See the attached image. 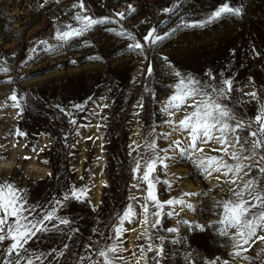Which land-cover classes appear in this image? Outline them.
Here are the masks:
<instances>
[{
    "label": "rangeland",
    "instance_id": "obj_1",
    "mask_svg": "<svg viewBox=\"0 0 264 264\" xmlns=\"http://www.w3.org/2000/svg\"><path fill=\"white\" fill-rule=\"evenodd\" d=\"M78 3L0 0V67L8 69L0 71V180L26 195L32 211L24 215L35 227L55 209L53 219L44 221L47 230L36 232L24 249L9 254L11 240L0 241V264H15L18 255L23 256L20 264L28 259L33 264H103L99 251L113 245L119 248L109 253L114 264H156L155 248L142 251L149 243L163 247L160 264H264L259 239L264 230L239 255L235 229L220 234L224 225L217 202L230 196L229 177H205L187 158H171L177 151L169 148L172 141L188 142L176 123L184 112L171 110L169 117L161 111L174 92L178 78L173 73L178 71L205 85L231 80L229 107L241 120L254 118L258 103L247 93L264 98V0H83L84 9L72 7ZM224 3L241 7V15L183 26L207 20ZM78 12L108 20L67 43L57 40L58 29L80 26L73 18ZM151 29L168 35L155 44L146 42L143 37ZM137 41L142 50L129 47ZM169 119L172 125L165 123ZM152 141L155 154L165 158L152 174L158 178V200L182 198L193 204L192 209L164 204L161 210L149 202L150 213L161 211L156 228L150 227L156 219L151 215L149 225L140 222L147 188L141 176L153 155L147 147ZM199 147L204 152L197 151L196 157L223 155L212 151L215 144ZM258 151L245 163L264 167V150ZM137 161L141 171L134 172ZM252 174L259 176L258 168ZM74 189L85 195L72 197ZM190 192L199 195H183ZM128 205L139 215L125 221L127 230L117 235L114 230ZM146 227L151 240L143 235Z\"/></svg>",
    "mask_w": 264,
    "mask_h": 264
},
{
    "label": "snow or ice",
    "instance_id": "obj_2",
    "mask_svg": "<svg viewBox=\"0 0 264 264\" xmlns=\"http://www.w3.org/2000/svg\"><path fill=\"white\" fill-rule=\"evenodd\" d=\"M48 0H44L46 4ZM43 7L44 4L38 5ZM73 8L84 9L83 0H79L78 4H73ZM131 7V6H130ZM165 12H170L172 9H164ZM242 13L241 7H231L228 3L222 4L218 9L210 14L207 20L199 21L191 24H184V27H198L212 22L222 15L240 16ZM123 16V13H118ZM80 23L79 27L71 25L66 26L67 30L58 29L55 33V38L61 42L67 43L74 37H80L85 32L91 30L94 26L107 22L108 18L94 19L86 14L79 12L73 17ZM109 31H112L109 29ZM156 30L151 29L147 35L143 37L144 41L155 44L165 38L155 34ZM118 35H128L133 40L136 38L131 33H118ZM42 44H47V41H41ZM134 49H143L144 45L140 42L129 45ZM94 59H99L95 57ZM0 71H8L6 67H0ZM151 72V68L147 70ZM173 75L178 78L174 83V92L169 96L167 103L162 112L166 113L169 117L174 115V111L180 110L184 112L183 117L176 122L178 128L187 134L188 142L184 144L182 140H174L169 145V148L177 150L175 155L187 158L191 163L203 174L205 177L212 176L213 174H221L224 177H229L225 182L229 185L228 191L230 196L217 202V208L221 210L220 224L224 228L220 229L221 235H228V229H235L233 233L234 247L238 249L237 255L240 254V249L248 244L253 237H257L258 230H264V167H259L254 161L252 163H245L252 161L253 157L260 154L258 150H264V98H259L258 93L253 91L247 93L253 101L258 103L256 114L254 118L244 121L235 115L232 108L229 107L227 100L230 99L232 91V81L225 79L218 86L212 84H201V82L191 75L182 76L180 72L175 71ZM210 75V74H209ZM208 89H211L209 91ZM14 102L17 100L15 95L10 97ZM14 106H18L14 104ZM75 107L80 108L81 105ZM187 109H191L187 111ZM73 123L75 121H72ZM166 124L172 125L173 120L165 121ZM18 135H24L18 132ZM200 144H215L213 152L223 153V155H204L196 157L197 151L204 152L200 148ZM147 147L152 150L153 155L145 162L141 180L147 184L146 196L144 197L145 203L140 207L143 211V220L141 223L146 226L149 225V215L156 217L151 221L150 227L156 228L160 224L161 211H149V202L157 209H163L164 204H180L186 206L188 209L193 208V204L185 201L184 199H170L161 203L154 192V181L158 182V178L153 177L156 172L157 162L164 163V157L155 154L157 145L155 141L147 144ZM35 151V149H33ZM165 153L168 149H164ZM264 159V155H260ZM0 159H3L0 156ZM29 159V157H25ZM232 161V162H229ZM167 167V165H164ZM253 168H258L259 176L252 174ZM141 171L139 161H137L134 172ZM151 177V178H150ZM166 183H168L166 181ZM170 186V185H169ZM22 190L17 188L14 184L6 180H0V241L11 240L10 246L7 248L9 254L24 249V246L29 240L35 236L38 231H46L44 221H51L53 219L55 209L47 212L43 217L37 220V224L41 227L37 228L32 224L28 217L24 215L25 212H30L32 209L26 207V195H22ZM72 197L80 199L85 193L81 190L74 189L71 194ZM184 196H197L198 193L190 192L184 193ZM69 198L65 195V200ZM130 199H136L130 197ZM58 204L62 203L57 201ZM139 213L128 205L124 210L123 215L119 217L120 223L115 228L117 235L122 234L127 229L124 228L125 221H133ZM167 215L171 216L173 213L169 212ZM62 224H68V220H61ZM183 223H187L184 221ZM168 232H175L177 229L169 228ZM145 237L151 240V235L148 228H145L143 233ZM158 240L163 241L164 237L158 236ZM264 241V236L259 237ZM67 247V246H65ZM155 248V255L152 259L156 260V264H160L159 257L164 254L162 246L156 247L154 244L149 243L147 248L142 251L152 252ZM246 250V249H244ZM119 248L116 245L110 246L107 250L101 249L98 253L99 257L103 258V264H114L115 257H109V253H117ZM23 259L22 255H18L15 264H20ZM82 260L84 258H81ZM11 264V262H9ZM27 264H33L31 259H28ZM98 264V262H94ZM215 264V262H211Z\"/></svg>",
    "mask_w": 264,
    "mask_h": 264
},
{
    "label": "bare ground",
    "instance_id": "obj_3",
    "mask_svg": "<svg viewBox=\"0 0 264 264\" xmlns=\"http://www.w3.org/2000/svg\"><path fill=\"white\" fill-rule=\"evenodd\" d=\"M11 144V143H10ZM98 150V149H97ZM11 156V155H10ZM6 160V159H5ZM37 167V166H36Z\"/></svg>",
    "mask_w": 264,
    "mask_h": 264
}]
</instances>
